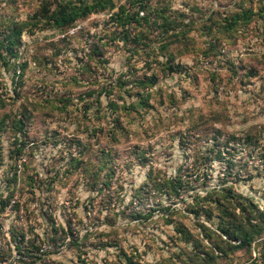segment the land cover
Wrapping results in <instances>:
<instances>
[{"label":"rangeland","instance_id":"1","mask_svg":"<svg viewBox=\"0 0 264 264\" xmlns=\"http://www.w3.org/2000/svg\"><path fill=\"white\" fill-rule=\"evenodd\" d=\"M43 1L0 0V40L26 24L16 57L0 62L3 255L22 244L44 254L19 264H264V232L202 259L195 240L212 255L204 230L219 232V213L189 207L223 185L264 211V0H144L181 17L172 32L182 42L150 18L118 25L128 0L64 29L33 26ZM244 11L225 32V18ZM212 45L218 54L205 55ZM153 75L152 88L137 85ZM247 134L246 148L236 139ZM170 180L183 183L178 195L166 194Z\"/></svg>","mask_w":264,"mask_h":264},{"label":"trees","instance_id":"2","mask_svg":"<svg viewBox=\"0 0 264 264\" xmlns=\"http://www.w3.org/2000/svg\"><path fill=\"white\" fill-rule=\"evenodd\" d=\"M143 1L144 0H128L119 5L118 12L116 13V16L113 18V20H115L118 25L124 27L126 26V24H130L131 22H139V20L147 22L152 19L153 23H156L157 27L159 28V36H163L164 38L172 36L173 42H182L180 34H182L183 31L172 32L176 26L179 27V23H182L180 22L182 21L181 17H173V13L167 14V5L163 4L162 7H157L150 4H144ZM49 2L54 3L55 7L53 8V10H50L48 8ZM114 2L115 0H44L41 13H36L33 16V26L38 25L41 22H45L57 29L71 27L93 11L103 10L108 7H114ZM127 3L128 5H126ZM135 5V11L131 10ZM141 9L145 11V14L143 16H139V10ZM240 19H244V21L249 19V12L244 11L241 14H231L230 18H225V25H223L222 28L225 32L232 30L237 26ZM25 27L26 24L24 22L14 23V26L13 28H11L10 33L7 36H4L2 40H0V62L13 60V58L16 57L20 35ZM124 30L126 32L129 31V29ZM129 36L130 35L127 34L125 39L129 38ZM134 39H137V36ZM169 44L170 43H163L162 47H160L162 49H166ZM214 47L215 45H212L210 50L205 51V55L216 56L218 52H216V47ZM155 80L156 76L153 75L150 77L149 82H146L145 80L143 82L137 81L136 83L138 86L146 85L152 88ZM123 86H125V82L118 81V83H115V87L119 88V90L123 88ZM118 96L121 97L120 94H118ZM147 96L149 95L141 96V98L139 99L141 105L145 103V101L147 100ZM110 108H112L111 111H113V109L116 108L115 103L110 102ZM250 136L251 135L247 134L245 137H237L236 142L245 144V147L247 148L249 145H253V143H250ZM226 142L228 141L226 140L225 143ZM220 154L221 152L219 151L217 155H219L220 157ZM154 184L157 186L158 182H155ZM167 186H169V191H166V194L168 196H171V194L178 195L180 189L183 187V183L180 182L178 184L176 181L170 180ZM231 190V187L223 188V185L218 186V188H210L203 196H199L200 194L197 195V198L193 200V203L189 206L191 207L190 211H192L195 216L208 214V216H206L207 219H211L214 210H217L219 213L217 228L219 232L216 233L215 231L204 230V237H207L210 242H214V246L212 245V255L208 253L207 248V250L202 249V240H195L197 244H194L195 251L198 255H201L203 257L202 259H206L203 256L204 254H206L205 256H209V260H206L208 261V263H210V261H212L213 263L217 260L218 257L221 256L228 257L234 249H240L244 247L250 248L252 243H256V241L264 232V211H260L256 204L251 200H241L239 202H236L237 200L241 199V196H236L234 193H232ZM10 193L12 194L13 192ZM0 202L2 207H4L5 202H3L1 196ZM175 210L176 208H172L171 206L165 209L169 216V220L167 221H172L171 217L174 215ZM237 210H239V213L236 212ZM255 210L257 216L252 215ZM260 216L261 218H259ZM176 230L183 236V239H185L186 241L189 240L192 236L191 233L185 230L183 226L177 227ZM61 231L65 232L64 229H62ZM56 233L58 232L56 231ZM70 233L71 232H65L66 236ZM216 234L217 237L215 236V238H213V236ZM57 237L59 238L60 236ZM128 260L131 261L130 258H128Z\"/></svg>","mask_w":264,"mask_h":264},{"label":"built area","instance_id":"3","mask_svg":"<svg viewBox=\"0 0 264 264\" xmlns=\"http://www.w3.org/2000/svg\"><path fill=\"white\" fill-rule=\"evenodd\" d=\"M144 14V10H139V16H143ZM72 29L74 28L72 27ZM12 202H15V200H13ZM5 230H7V228L5 227V223L0 222V264H19L20 262H26L27 260L30 261V259L35 260L37 256H42L44 254L42 247L40 246L39 248L38 246L37 251L30 252V255L26 256V254H24L26 245H22L20 244L22 242H20L19 251L15 252V254L11 258L4 256L2 248H4L6 245L1 240L2 236L5 235Z\"/></svg>","mask_w":264,"mask_h":264}]
</instances>
